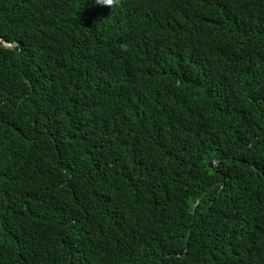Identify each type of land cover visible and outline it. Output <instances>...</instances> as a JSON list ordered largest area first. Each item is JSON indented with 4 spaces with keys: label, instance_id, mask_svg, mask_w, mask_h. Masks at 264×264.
<instances>
[{
    "label": "trees",
    "instance_id": "1",
    "mask_svg": "<svg viewBox=\"0 0 264 264\" xmlns=\"http://www.w3.org/2000/svg\"><path fill=\"white\" fill-rule=\"evenodd\" d=\"M0 264H264V0H0Z\"/></svg>",
    "mask_w": 264,
    "mask_h": 264
},
{
    "label": "water",
    "instance_id": "2",
    "mask_svg": "<svg viewBox=\"0 0 264 264\" xmlns=\"http://www.w3.org/2000/svg\"><path fill=\"white\" fill-rule=\"evenodd\" d=\"M228 161H232V159H221V160L215 161V162H213L211 165H209V168H210L214 173H216V168H215V167H216L218 164H221V163H224V162H228ZM223 182H225V178H224ZM198 204H200V202H198ZM195 211H196V208L194 209V213H195ZM189 236H190V231H189ZM183 255H186V252H185Z\"/></svg>",
    "mask_w": 264,
    "mask_h": 264
},
{
    "label": "clouds",
    "instance_id": "3",
    "mask_svg": "<svg viewBox=\"0 0 264 264\" xmlns=\"http://www.w3.org/2000/svg\"><path fill=\"white\" fill-rule=\"evenodd\" d=\"M112 2V0H103V3L105 4H110ZM11 46V45H10ZM218 161V160H217ZM212 164V163H211ZM190 231V230H189ZM191 234V231H190ZM188 237H189V233H188Z\"/></svg>",
    "mask_w": 264,
    "mask_h": 264
}]
</instances>
